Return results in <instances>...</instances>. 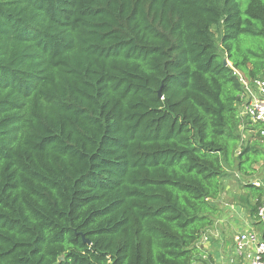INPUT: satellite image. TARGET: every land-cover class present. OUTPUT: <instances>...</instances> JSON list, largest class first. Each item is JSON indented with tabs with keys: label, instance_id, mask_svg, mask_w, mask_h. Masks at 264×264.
I'll return each mask as SVG.
<instances>
[{
	"label": "trees",
	"instance_id": "16d2710c",
	"mask_svg": "<svg viewBox=\"0 0 264 264\" xmlns=\"http://www.w3.org/2000/svg\"><path fill=\"white\" fill-rule=\"evenodd\" d=\"M241 76L264 0H0V264L200 262L264 156Z\"/></svg>",
	"mask_w": 264,
	"mask_h": 264
},
{
	"label": "crops",
	"instance_id": "0c3cea01",
	"mask_svg": "<svg viewBox=\"0 0 264 264\" xmlns=\"http://www.w3.org/2000/svg\"><path fill=\"white\" fill-rule=\"evenodd\" d=\"M253 94L257 97H264V95L259 93L256 89H253ZM241 128H243V125ZM249 131V133L243 135L245 141L250 142L256 146L257 149L264 151V133L262 134L264 125L255 123V127ZM255 167L256 172L250 180L253 181L255 185L264 188V156ZM232 178L231 176L225 180L227 186L221 198L223 214L216 220L214 228L209 231V239L204 240L206 235L202 239L201 247L204 249L205 253H203L204 258H202L204 260L202 264H229L231 259L236 263H243L244 257L238 255L235 250V235L239 231L245 230H253L264 235V220H261L259 217L257 220L258 222H256L250 217L245 205L237 199V195L240 192L234 190V185L230 182ZM226 197H229V203L225 201ZM261 207H264V199Z\"/></svg>",
	"mask_w": 264,
	"mask_h": 264
},
{
	"label": "built area",
	"instance_id": "2783aa9c",
	"mask_svg": "<svg viewBox=\"0 0 264 264\" xmlns=\"http://www.w3.org/2000/svg\"><path fill=\"white\" fill-rule=\"evenodd\" d=\"M241 80L245 84L246 91L243 94L245 98L240 109V116L248 118L253 123L264 125V97H257L253 94V87L247 79L241 76ZM255 84L258 86L259 93L264 95V82L257 80ZM264 131H262V134ZM258 216L264 220V207H260ZM206 235V236H205ZM204 240L209 239V234H205ZM203 239V238H202ZM235 250L238 255L244 257L243 263H236L233 259L229 264H264V235L253 230L239 231L235 235ZM203 259V258H202ZM196 264H201L197 262Z\"/></svg>",
	"mask_w": 264,
	"mask_h": 264
},
{
	"label": "rangeland",
	"instance_id": "374dc122",
	"mask_svg": "<svg viewBox=\"0 0 264 264\" xmlns=\"http://www.w3.org/2000/svg\"><path fill=\"white\" fill-rule=\"evenodd\" d=\"M250 131H246V133H249ZM243 133H245V131L243 132ZM255 134V133H254ZM254 134H252V135H254ZM232 179H231V183L234 185V190L236 191V192H240L237 196V199L241 202V203H243L244 205L246 204V202L244 201V197L247 195V194H249V195H251L250 194V192L252 191V188H250V187H245L243 184H244V182H248V181H250V182H252L249 178H246V177H244V176H242V175H240L239 173H235V174H233L232 175ZM225 201L227 202V203H229V201H230V199H229V197L227 198H225ZM246 207V206H245ZM247 211H248V209H247ZM205 254V253H204ZM204 254L202 255V257L204 256ZM204 258V257H203ZM203 260L204 259H202L201 261H200V263L202 264V262H203Z\"/></svg>",
	"mask_w": 264,
	"mask_h": 264
},
{
	"label": "water",
	"instance_id": "95a60500",
	"mask_svg": "<svg viewBox=\"0 0 264 264\" xmlns=\"http://www.w3.org/2000/svg\"><path fill=\"white\" fill-rule=\"evenodd\" d=\"M224 63H225V64H228V62H227L226 59L224 60ZM84 240L87 241V242H89V240H87V239H84Z\"/></svg>",
	"mask_w": 264,
	"mask_h": 264
}]
</instances>
